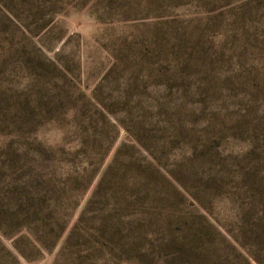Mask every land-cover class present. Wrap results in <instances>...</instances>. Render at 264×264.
Here are the masks:
<instances>
[{
    "label": "rangeland",
    "instance_id": "1",
    "mask_svg": "<svg viewBox=\"0 0 264 264\" xmlns=\"http://www.w3.org/2000/svg\"><path fill=\"white\" fill-rule=\"evenodd\" d=\"M0 264H264V0H0Z\"/></svg>",
    "mask_w": 264,
    "mask_h": 264
}]
</instances>
